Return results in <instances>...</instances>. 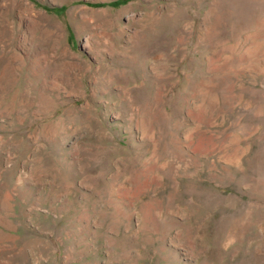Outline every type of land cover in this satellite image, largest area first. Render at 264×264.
<instances>
[{
  "label": "rangeland",
  "instance_id": "374dc122",
  "mask_svg": "<svg viewBox=\"0 0 264 264\" xmlns=\"http://www.w3.org/2000/svg\"><path fill=\"white\" fill-rule=\"evenodd\" d=\"M0 264H264V0H0Z\"/></svg>",
  "mask_w": 264,
  "mask_h": 264
}]
</instances>
